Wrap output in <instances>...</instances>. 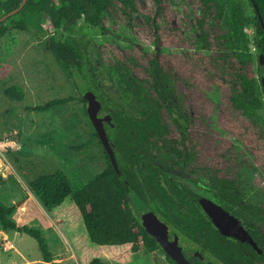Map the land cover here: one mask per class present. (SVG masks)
I'll list each match as a JSON object with an SVG mask.
<instances>
[{
    "label": "rangeland",
    "instance_id": "1",
    "mask_svg": "<svg viewBox=\"0 0 264 264\" xmlns=\"http://www.w3.org/2000/svg\"><path fill=\"white\" fill-rule=\"evenodd\" d=\"M234 2L248 19L244 33L262 104L257 111L259 119L252 127L241 126L243 121L229 108L227 87L222 85L218 70L207 59L213 53L195 46L193 23L200 12L196 0H163L160 17L155 16L152 0H135L137 11L130 13L129 18L117 6L103 19L110 34H101L97 28L87 26L86 32L102 65L130 66L138 79L146 77L145 68L151 59L156 58L167 69L177 91L173 99L179 100L177 105L191 118L189 138L184 140L186 149H196V158L205 159L198 162L205 173L213 169L227 177L233 173V181L246 185L245 201L256 203L264 212V96L261 74L257 73L254 12L248 0ZM145 17L156 19L157 43ZM38 22L39 31L11 30L0 39V201L14 208L12 219L17 225L42 233L53 263L76 264V253L69 239L82 229L66 227L70 229L64 231L55 226L53 215L62 213V207L45 212L28 186L36 177L60 170L76 190L102 172L106 161L85 115L86 106L79 99L89 86H79V82V87H74L71 78L45 50L48 38L53 36L56 41H63L62 34L51 35L47 31L45 16ZM77 25L85 27L82 20ZM114 80L111 84L117 89ZM11 87L22 92L21 100L5 95V90ZM68 97L73 101L64 107L47 112L29 110ZM166 118L163 117L164 121ZM168 129L165 138L179 137L171 125ZM0 238V264H46L41 261L31 237L0 228ZM104 262L118 264L107 258ZM127 264L169 263L164 253L156 250L142 253Z\"/></svg>",
    "mask_w": 264,
    "mask_h": 264
},
{
    "label": "trees",
    "instance_id": "2",
    "mask_svg": "<svg viewBox=\"0 0 264 264\" xmlns=\"http://www.w3.org/2000/svg\"><path fill=\"white\" fill-rule=\"evenodd\" d=\"M21 1L0 0V17L18 9ZM196 1L200 12L193 23L195 46L207 53H213V56L207 59L218 70L222 85L227 87L229 93L227 103L243 121L241 126H255L254 123L259 119L256 111L261 108V101L257 95L252 55L244 33V25L248 19L242 16L240 8L235 2L233 3V0ZM253 1L258 7L264 25V0ZM152 2L155 6V16H162L163 0H152ZM117 6L121 8L126 18H129L130 13L137 11L135 0H26L24 6L15 15L0 24V39L11 30L39 31L38 20L41 16H45L48 19L47 31L51 35L61 32L64 38L62 42H58L51 36L45 43V50L71 78L74 87L88 85V89L97 92V98L101 99L102 110L110 115L114 125V129L107 128L108 133H142L140 137H131V140L138 143L127 147L179 150L172 153L157 152L156 155L160 158L158 161L150 159L153 156L151 153H138L141 159L134 165L139 177L135 178L138 182H143V185L133 187L134 191L141 198L144 199L146 194L149 202H156L155 211L183 238L199 242L198 233L203 230L201 237L205 239L204 253L222 264H232L233 246L229 240L220 235L209 221L192 219L191 211L187 213L175 208V204L186 203V198L180 193V189L172 185V189L175 190L173 193L167 187L157 184L155 190L147 183L145 174L166 172V169L171 167L169 158L192 156V153L182 151L186 149L184 140L189 138L191 118L177 105L176 101L179 100L173 99L177 91L167 69L163 68L156 58L151 59L145 68L146 77L138 79L132 75L130 66L108 67L101 64L102 68L108 71L107 77L116 78L119 88L129 100L126 107L115 104V109L103 102L102 83L98 81L96 66L88 56L89 49L93 46L89 41L86 26L97 28L101 34H105L103 19ZM78 20H82L85 27H79ZM144 21L153 28V40L157 43L156 19L145 17ZM252 22L256 33L255 46L257 51L264 55V33L255 16ZM79 82L81 84L78 86ZM5 95L17 100L23 97L22 92L15 87L5 90ZM79 99L85 104L82 96ZM72 101L71 97L53 99L29 110L47 112L64 107ZM120 115L137 117L132 121H124L120 120ZM164 116L167 117L165 121ZM170 125L179 134L178 138L167 139L162 136L163 133L168 132ZM94 136L96 137L95 132ZM114 146L120 148L126 145L120 144V138H117ZM262 146L264 148L263 142ZM210 160L215 161V159ZM223 160L226 163L227 156ZM183 164V161L178 162L181 168ZM118 168L122 171L119 163ZM227 179H229L227 176L215 178L218 182L216 187L229 185ZM126 182H123L121 177L109 167L93 176L81 188L74 190L65 173L57 170L52 174L36 177L29 183L28 188L45 212L51 213L62 207V213L53 215L55 226L64 231L76 227L82 229L81 233L74 234L69 239V244L76 253V264H106L104 258L114 263L127 264L142 253L158 250L159 246L134 216L126 198V193L133 189H130L131 184L127 177ZM233 189H235L234 184ZM236 190L237 192H233L231 196L233 202L238 203L241 200V193L237 187ZM231 196L223 197L222 200L229 201ZM251 210L258 211V208L252 206ZM13 212L12 206H6L0 201L1 230L31 237L37 244L43 263L59 264L53 263L52 254L42 233L29 226L17 225L12 219ZM66 227L70 228L66 229ZM1 243L0 238V245ZM237 246L238 257L234 264H250L249 247L240 243ZM166 260L169 264H175L168 257Z\"/></svg>",
    "mask_w": 264,
    "mask_h": 264
},
{
    "label": "flooded vegetation",
    "instance_id": "3",
    "mask_svg": "<svg viewBox=\"0 0 264 264\" xmlns=\"http://www.w3.org/2000/svg\"><path fill=\"white\" fill-rule=\"evenodd\" d=\"M254 29H255V27H254ZM261 29H262V27H261ZM262 31H263V29H262ZM55 34L59 35V34H61V32H56ZM106 34H110V32L107 29H106ZM255 40H256V33H254V46H255ZM58 42H62V41H58ZM248 46H249V44H248ZM255 52H256V57H257V73L259 75L261 74V76H260V87H261L262 95L264 96L263 88L261 86V78L264 77V75H263L264 72H259V70H258L259 69L258 56L263 55V54H261L257 51L256 46H255ZM88 56L92 60L94 65L96 66L97 73L99 76L98 81H100L102 83L101 89L104 93L103 102L106 105L111 106L112 109H115V106H116L115 104H118L122 107H126V103L129 102L128 98L125 96L123 91L119 88V85H118L116 78H113V77L108 78L107 77L108 71L106 70V68H102V66H101L102 63L100 62L99 58H97L98 56L95 53L94 47L92 49H89V55ZM263 58H264V55H263ZM129 70L131 71V73L133 72L131 70V68H129ZM133 74L134 73H132V75ZM113 79H115L114 84H115L117 89H115V87L111 84ZM170 79L172 80L171 77H170ZM110 89H112L115 92L117 97H115L114 94H111L109 92ZM87 91H90L93 94L95 92V94H94L95 98L101 105V99L97 98L98 97L97 92L95 90H90V89H88ZM85 106L87 107L86 102H85ZM261 106H262V104H261ZM86 107H85V112H86ZM128 111L130 112V110H128ZM257 111H256V113H257ZM106 115L110 117V115L108 113H105L102 110V105H101V109L98 112L97 116H98V118H102ZM86 117H87V114H86ZM136 117L137 116L127 117L124 115H120V120L132 121ZM90 125H91V123H90ZM91 127H92V125H91ZM103 127L105 130L107 142L111 148V152H112V155L114 158V162H115L117 170L119 172V174H117V175L120 176L121 180L125 183H127L126 177L129 179V182L131 184L130 189H133V187H136L138 185H139V187L143 185V182H138L135 178V177H139L138 170H137L136 166L134 165L135 163H137L141 159V157L138 156V153H143V152L151 153L153 156L150 159L158 161V160H160V158L157 157V155H156L157 152L172 153V152L179 151V150H175V149H157V148H148V149L144 148L143 149V148H138V147H127L130 144L138 143L137 141L131 140V137H140L142 135V133H137V132L108 133L107 128L114 129V125L112 124L111 117H110L109 123H106V122L103 123ZM93 131L95 132L94 129H93ZM94 132H93V135H94ZM95 134H96V132H95ZM168 134H169V132H165V133H163L162 136L166 137ZM178 136H179V134H178ZM95 138H96L97 142L99 143V145L101 146L104 157H105L106 165H105L103 170L111 167L115 171L113 164L111 162V159H110L109 155L105 152L103 146L101 145V143L97 137V134H96ZM117 138H120V144H123L126 146L116 148L114 146V142L117 140ZM173 138L174 137H171V139H173ZM121 141H123V142H121ZM182 151L187 152V153H192V156L187 157V158L171 157V158H169V160H171V167L167 168L166 172L146 173L145 176L147 178V183L149 184V186H151L152 189L154 188L156 190L155 185L160 184V185L164 186L165 188L167 187L173 193H175V190L172 189V187H173L172 185L176 186L178 189H180V193H182V195H184V197L186 198V203L175 204V208L179 211H185L187 213L189 211H191L190 215H191L192 219H202L204 222L209 221L212 225H213V223L207 218L205 213L202 211V209L199 205V199L200 198H206V199L212 201L214 204L223 208L230 215L237 218V220L240 222L242 227L245 230H247L249 236L255 242L257 248L261 250L260 253H257L256 251L253 250V248L251 246L245 245V246H248L250 251H251L248 254L249 259H250V264H264V212L261 211V208L256 203H254L252 201L251 202L245 201L244 197L246 195V192L248 191L246 188V185H244L243 183L238 184L235 181H233V173H231L228 177L229 179H227L229 182V185H224L221 188L216 187L218 182L215 180V178H217V179L222 178L223 176H225V174H223L224 172H222V174H221V172L217 173L214 170H210L211 172L205 173V171L203 169L204 167L198 166V162L199 163L203 162L205 159L201 158V157L196 158V154H197L196 149L189 148V149H182ZM230 151L232 152V149H230ZM179 161H183V163H184L183 164L184 166H182L183 168H181L179 166L180 163L178 165ZM118 163L120 164V168L122 171L119 170ZM213 179H214V181H213ZM212 182L214 184H212ZM233 184H234L235 189H233ZM236 187L238 188L239 192L241 193V196H240L241 200L238 203L233 202V196H231L233 194V192H237ZM227 196H231L229 201L222 200L223 197H227ZM126 198H127V201L129 203V206H130L134 216L137 219H139L140 223L142 222V216L146 213L151 212V213L155 214V216L158 218L159 221H161L163 224H165L166 229H167L168 241H172L174 239V237H177L178 246L181 248V251H182L185 259L187 261H189L191 264H222L221 262H219L218 260H216L212 256L204 253L203 244L205 243V239H204V237H201L202 234L204 233L203 230H202V232L198 233L199 242H196L195 240H191L188 238H183L182 236L177 234L171 228V226L167 222H165L163 220V218L155 211L154 208H155L156 202H154V201L149 202L147 200L148 197L146 194H144V199H143L133 189V190H130L129 192L126 193ZM148 203H151V204L149 205ZM252 206L257 207L258 211H252L251 210ZM213 227H214V225H213ZM225 238L232 243V246H233L232 264H234L237 257H238V253H237L238 246H237V244L239 242H237L233 238H228V237H225ZM158 250L162 251L160 247ZM165 258H166V256H165Z\"/></svg>",
    "mask_w": 264,
    "mask_h": 264
},
{
    "label": "water",
    "instance_id": "4",
    "mask_svg": "<svg viewBox=\"0 0 264 264\" xmlns=\"http://www.w3.org/2000/svg\"><path fill=\"white\" fill-rule=\"evenodd\" d=\"M249 1L254 11V15L257 17L259 24L262 27L263 32H264V26H263V22H262L258 7L253 0H249ZM25 3H26V0H22L21 5L19 6L18 9L0 17V24L4 22L6 19H8L9 17H12L13 15H15L24 6ZM258 65H259V69H258L259 72H264L263 55L258 56ZM261 86L264 92V77L261 78ZM109 92L111 94H114L115 97H117V95L112 89H110ZM82 98L87 104V107H86L87 117L93 129L95 130L97 137L101 145L103 146L105 152L109 155L111 162L113 164V167L115 169V172L119 174L116 164L114 162L111 148L107 142L105 130L103 127L104 122L109 123L110 117L106 115L102 118H98L97 115L101 109V105L96 100L95 95L92 92L90 91L85 92ZM199 205L202 211L207 216V218L213 223L215 229L220 235L224 237H228V238H233L237 242L243 245H249L257 253L261 252V250L257 248L255 242L249 236L247 230H245L242 227V225L237 220V218L233 217L228 212H226L223 208L214 204L212 201L206 198H200ZM141 225L146 231V233L157 242V244L161 248L164 255L168 257L171 261H173L175 264H191L189 261L185 259L181 251V248L178 246L177 237H174L172 241H168L166 226L165 224H163L161 221L158 220L155 214L151 212L144 214L142 216Z\"/></svg>",
    "mask_w": 264,
    "mask_h": 264
}]
</instances>
